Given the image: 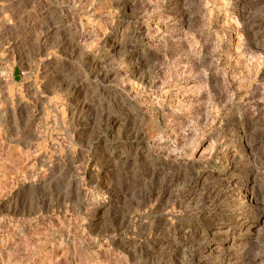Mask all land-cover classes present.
<instances>
[{
    "label": "rangeland",
    "instance_id": "1",
    "mask_svg": "<svg viewBox=\"0 0 264 264\" xmlns=\"http://www.w3.org/2000/svg\"><path fill=\"white\" fill-rule=\"evenodd\" d=\"M2 10L0 264H264V0Z\"/></svg>",
    "mask_w": 264,
    "mask_h": 264
},
{
    "label": "crops",
    "instance_id": "2",
    "mask_svg": "<svg viewBox=\"0 0 264 264\" xmlns=\"http://www.w3.org/2000/svg\"><path fill=\"white\" fill-rule=\"evenodd\" d=\"M6 2V0H0V3ZM2 9H4L2 7ZM5 17V11H0V70H2L1 64L3 63L2 58L5 57V54L7 52V36H6V22L5 19L1 20L2 17ZM9 40V39H8ZM23 49V50H22ZM29 48H20V54L25 55L28 53ZM31 51V50H30Z\"/></svg>",
    "mask_w": 264,
    "mask_h": 264
}]
</instances>
